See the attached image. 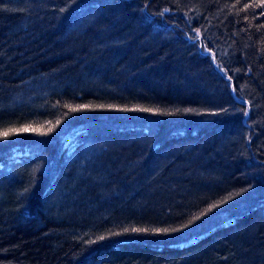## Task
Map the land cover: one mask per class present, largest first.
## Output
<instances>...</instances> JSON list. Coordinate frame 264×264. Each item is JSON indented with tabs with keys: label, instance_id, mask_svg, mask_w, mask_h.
<instances>
[{
	"label": "trees",
	"instance_id": "obj_1",
	"mask_svg": "<svg viewBox=\"0 0 264 264\" xmlns=\"http://www.w3.org/2000/svg\"><path fill=\"white\" fill-rule=\"evenodd\" d=\"M0 264H264L261 0H0Z\"/></svg>",
	"mask_w": 264,
	"mask_h": 264
},
{
	"label": "snow or ice",
	"instance_id": "obj_2",
	"mask_svg": "<svg viewBox=\"0 0 264 264\" xmlns=\"http://www.w3.org/2000/svg\"><path fill=\"white\" fill-rule=\"evenodd\" d=\"M262 4H264V0H261ZM6 135V133H5ZM133 231H137V232H140V231H148L147 229H133ZM159 231V230H157ZM163 231H167V229L163 230ZM100 239H104V237H100Z\"/></svg>",
	"mask_w": 264,
	"mask_h": 264
}]
</instances>
